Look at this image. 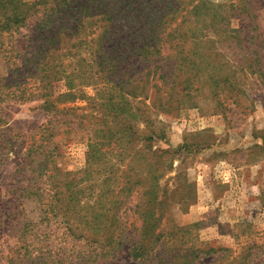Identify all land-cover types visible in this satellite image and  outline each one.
Wrapping results in <instances>:
<instances>
[{
	"label": "trees",
	"instance_id": "trees-1",
	"mask_svg": "<svg viewBox=\"0 0 264 264\" xmlns=\"http://www.w3.org/2000/svg\"><path fill=\"white\" fill-rule=\"evenodd\" d=\"M202 3L203 0H0V111L8 102L38 100L48 117L30 136L20 162L23 174L14 181L18 185L10 188L17 193V199H22L16 208L18 217V207H25V200L37 204L30 211L25 208L24 217L25 229L29 231L31 227L27 238L31 264H107L125 246L128 256L140 264H197L215 251L189 245L183 235L186 226L162 223L167 217L162 210L157 214L153 209L156 197H149L143 204L139 199L130 208L141 224L128 225L123 221L126 216L122 218L120 213L134 187L141 186L139 196L145 197L149 195L148 183L156 178L152 156V162L145 165L151 173L135 169L140 163V150L134 145L155 139L156 132L149 136L139 133L133 120L138 118L151 126L156 122L146 115L148 110L172 115L197 107L188 83L196 63L191 56L195 41L206 39L204 32L195 27L203 16ZM205 13L212 14L213 19L217 17L215 10ZM191 14L198 18L195 22ZM208 27L219 31V25ZM226 79L218 76L215 81V107H224L228 99L229 91L221 95L220 85L236 90L231 88L233 82ZM88 86L100 91L101 112L96 115L77 113L79 107L66 105L79 99L89 102L84 91ZM136 98H142L137 107L132 104ZM5 122L0 113V127ZM61 127L65 131L92 132L87 167L80 177L76 172L62 174L55 166L59 154L51 142ZM6 143L0 135V162L8 152L15 156L22 153L19 145L9 142L8 148ZM113 143L120 150L115 157L117 163L124 166L132 156L136 161L135 167L131 160L125 165L134 177L127 174L122 183L117 178L124 171L121 164L117 170L107 165L96 176L91 169L95 154L101 152L98 159L108 158L107 149ZM68 176L73 177L68 180ZM11 211L16 212L14 208ZM10 217L5 214L4 219ZM89 233L92 238L87 237ZM76 238L91 240L90 245ZM249 263V256L230 262Z\"/></svg>",
	"mask_w": 264,
	"mask_h": 264
},
{
	"label": "rangeland",
	"instance_id": "rangeland-1",
	"mask_svg": "<svg viewBox=\"0 0 264 264\" xmlns=\"http://www.w3.org/2000/svg\"><path fill=\"white\" fill-rule=\"evenodd\" d=\"M201 5L203 16L195 27L204 32L206 39L195 41L191 56L196 63L188 83L197 107L184 108L172 115L148 110L146 115L155 118L156 124L150 126L138 118L133 120L139 133L149 136L156 132L155 139L134 144L140 150V163L136 166L132 155L124 166L117 163L115 157L120 150L113 143L112 148L103 147L108 158L98 159L101 152L95 154L91 169L96 176L107 165H114L117 170L121 164L124 171L117 178L122 183L131 172L125 167L130 160L141 173H151L145 165L152 162V156L156 178L154 182L148 181L149 195L140 197L142 187L133 188L132 196L120 208L122 218L126 216L124 222L141 224L140 217L130 208L139 199L143 204L149 197H156L153 209L157 214L162 210L167 217L162 223L186 226L183 235L189 245L195 244L205 251L215 249L197 264H230L232 259L242 256H249V264H264V0H203ZM211 9L217 12L215 19L205 13ZM190 18L192 22L198 19L193 14ZM211 24L219 25L217 33L208 27ZM218 76L230 79L231 88L236 89L220 85L221 95L229 91L224 107L214 104ZM84 91L90 97L89 102L79 99L66 105L79 107L77 113H100V91L94 86ZM142 98H136L133 106H140ZM39 105L38 100L8 102L0 111L6 120L0 127L3 141H7L8 148L9 142H14L22 152L17 156L8 152L0 162V264H31L32 260L27 240L31 227L29 231L25 229L24 217L25 208L30 211L37 204L23 199L25 207H18L21 212L18 217L16 208L22 199H17V193L10 188L18 185L14 181L23 174L20 162L30 136L48 119ZM59 132L51 142L59 154L55 166L62 174L76 172L80 177L87 167L92 132L65 131L62 127ZM72 177L68 176V180ZM95 190L94 187V194ZM82 199L85 202L86 198ZM5 214L11 217L4 219ZM87 237L92 238L90 233ZM76 239L86 245L91 242ZM126 250L127 246L109 258L107 264H140Z\"/></svg>",
	"mask_w": 264,
	"mask_h": 264
}]
</instances>
